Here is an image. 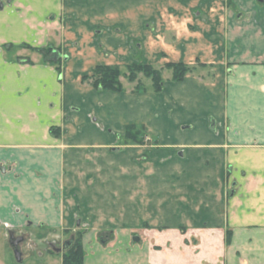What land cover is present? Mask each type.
<instances>
[{"label": "crops", "instance_id": "1", "mask_svg": "<svg viewBox=\"0 0 264 264\" xmlns=\"http://www.w3.org/2000/svg\"><path fill=\"white\" fill-rule=\"evenodd\" d=\"M5 1L0 0V240L7 239L11 249L0 264H12V254L16 259L11 241L17 230L56 225L69 218L64 207L77 200L92 218H103L100 208L110 206L118 215L139 218L135 209L147 202L145 186L160 218L175 210L182 218H210L212 227L184 234L157 230L142 242L122 231L108 248L90 234L84 264H264V0ZM48 40L63 48L62 82L56 67L39 56L28 63L1 47ZM140 52L148 62L213 64L212 81L197 72L168 86L158 119L134 102L130 119L160 134L164 148L151 152L143 172L135 146L117 154L112 167L107 154L90 151L85 162L94 165L79 171L85 177L80 185L73 165L77 141L54 139L45 127L61 121L62 105L76 111L77 119L99 111L95 88L77 79L97 64ZM192 106L201 112L199 127L193 115H182ZM87 136L91 142L93 134ZM103 158L105 173L98 167ZM142 175L149 184L141 185ZM125 179L134 182L128 195L119 191ZM98 180L106 186L94 185ZM193 237L199 242L192 246L186 240ZM19 250L22 260L15 264H24Z\"/></svg>", "mask_w": 264, "mask_h": 264}, {"label": "rangeland", "instance_id": "2", "mask_svg": "<svg viewBox=\"0 0 264 264\" xmlns=\"http://www.w3.org/2000/svg\"><path fill=\"white\" fill-rule=\"evenodd\" d=\"M4 2L6 1L4 0ZM2 5L3 4H0V7ZM1 47L3 50H6L7 48V50H9L8 54L15 57V59H25L28 63H34L32 57L39 56V61H43L45 64L56 67L60 81H63L64 53L62 46L58 45L56 41L51 42L48 40V42L42 45H33L30 42L23 41L20 43H9L7 45L3 44ZM55 53L58 55V58L53 57ZM67 54L68 53H66V55ZM160 55L164 56L165 54L161 53ZM138 62L150 63L156 69L160 70L164 78V87L160 92L154 90L152 79L147 77L144 73H139L138 79L135 82L129 79L128 66ZM169 62L173 61L148 62L142 57L141 52L139 55L135 56V58L126 55L125 61H119L118 63L112 64L120 66L122 71L120 81L123 89L121 92L95 89L96 93L94 92V96H96V98L99 97L100 101L97 105L99 111L95 109L94 113L87 118L82 116L77 119L79 114L76 111H72L70 108L65 111L67 106L62 105L63 113L60 117L61 121L49 122L47 127H45L46 133L54 139L69 138L77 141L74 142V144L76 146V154L78 158L73 165L78 171V174L76 175L78 184L83 185L85 183V177H80L79 171L87 166L91 167L94 165L93 163L86 164L85 162L86 153L90 151L100 152L102 157H105V154H107L110 159L109 166L112 167L116 166L117 160L115 157H117V154H121L123 151L127 154V152L132 150V147L135 146L136 150L139 152L135 159L140 164L143 172L149 165V161H152L150 160L151 152L154 150L160 151L164 148L165 145L162 144V136L160 134L150 131L144 122L133 121L130 118H132V115L134 114V102L136 104L139 102L142 108H146L145 111L142 112L149 115L152 114L151 116L153 117L157 116V119L161 116L162 110H164L165 93L166 91L168 93V86L182 82L174 81L172 69L166 67V64ZM184 63L192 68L185 78L189 75H198L200 73L197 72H201L203 74L200 75H203L206 81H212V78L208 79V75L211 77L213 75V64L202 63L199 60H196L194 63ZM86 74H83L82 76ZM82 76L77 80L85 86L91 85L90 80H83ZM138 82L142 85V91H135V85ZM117 107L121 108L123 113H120L117 110ZM170 110H172V108H170ZM66 113H68V117L70 118L69 121L66 120L64 116ZM200 113L199 110H196V108L192 106V109L189 112H184L182 115L183 117L188 114L191 116L193 115L194 121H196V124L198 125L197 127H199L202 117ZM167 115L170 116L169 114ZM173 121L176 120L173 119ZM168 122H172V120L166 119L165 123ZM129 125L138 126L140 131L143 132L142 135L144 134V136L142 143L138 142V136L135 132L128 135L126 128ZM91 126L93 127L92 130L90 128ZM126 133L128 136L125 135ZM89 134H93V140L91 142H88L90 138H88L87 135ZM142 135H140V139ZM81 137H85L87 140L78 141V138ZM162 146L163 148H161ZM100 159L98 161H101ZM93 162H97L95 157H93ZM103 162L104 158L98 163V167L102 173H105L106 163ZM144 177L145 176L142 175L141 178V185L143 186L150 182L149 179ZM109 179L108 184L114 189L115 180H113V177L111 176ZM104 183V180H98L94 182V185H100L101 187L103 185L106 186ZM133 183L130 182L129 179H125L122 183V189L119 190L120 193L128 195L126 193L129 190H132ZM147 187L148 186L141 188L147 202L144 203L145 205H141L140 208L135 209V215H137V217L139 216V218H129L128 213L124 214V216L118 215L119 213L116 212V206H110L108 209L107 207H101L100 209L104 213V215L102 214L104 217L92 218L90 215V208L77 200L74 204H68L64 207V216L69 218H60L61 220L56 225L52 226L45 223L23 228L19 232L17 230L15 234L16 238L20 235L24 236V238L18 243V248L23 252L24 264H40L42 262H44L43 264H64L65 253L74 246V244L76 246H82L83 256H85V247L88 242L87 236L90 234L93 235V238L91 239L92 242L96 241V243L108 248L119 242L120 232L122 231H127L134 236L135 239L138 241L141 240L142 242L143 240L146 241L149 232L157 230L163 231L166 229H172L177 231V233L181 232L184 234L190 229L196 232L203 228L206 229L212 227L211 222L208 221L210 218H182L176 214L175 210L171 217L160 218V213H156L158 212L157 210L156 212L154 211L156 208L155 205L148 204L150 190L148 192ZM147 192L148 194L146 195L145 193ZM110 194H112L111 191ZM112 202H114V199H112ZM176 203L177 206H179L177 208H180V201H177ZM180 211L181 210H179V213ZM0 241L3 242L2 245L0 244V259H2L3 257H6V250L9 251L11 248L7 239L5 241ZM186 241L192 246L199 242L197 237L190 238ZM131 244H133V242ZM155 249L160 250L161 247L155 246ZM43 258H45V260ZM12 259L14 260H11L12 264H15L16 259L13 257V254Z\"/></svg>", "mask_w": 264, "mask_h": 264}, {"label": "trees", "instance_id": "3", "mask_svg": "<svg viewBox=\"0 0 264 264\" xmlns=\"http://www.w3.org/2000/svg\"><path fill=\"white\" fill-rule=\"evenodd\" d=\"M166 67L172 69L174 81H183L185 76L191 71V67L184 62H169ZM129 79L136 81L139 73H144L153 81V88L156 92H160L164 87V78L159 69H156L152 64L146 62H138L128 66ZM122 74L121 68L118 65L112 64H98L96 65L93 73L82 76V79H89L90 84L98 90H108L121 92L123 89L120 81ZM135 91H142L140 82L136 83ZM134 128V129H132ZM128 135L136 133L138 142L142 143L144 134L136 125H129L126 128ZM127 133L125 135H127ZM127 135V136H128ZM140 135H142L140 139ZM64 264H84L83 248L82 246H72L64 256Z\"/></svg>", "mask_w": 264, "mask_h": 264}, {"label": "water", "instance_id": "4", "mask_svg": "<svg viewBox=\"0 0 264 264\" xmlns=\"http://www.w3.org/2000/svg\"><path fill=\"white\" fill-rule=\"evenodd\" d=\"M2 7V6H1ZM23 238L22 237H15L14 235L12 236V244H13V246H14V249H15V256H16V259L18 260V261H21L22 260V254H21V251L19 250V248H18V243L22 240ZM70 246V245H69ZM68 246V247H69ZM67 247V248H68Z\"/></svg>", "mask_w": 264, "mask_h": 264}, {"label": "flooded vegetation", "instance_id": "5", "mask_svg": "<svg viewBox=\"0 0 264 264\" xmlns=\"http://www.w3.org/2000/svg\"><path fill=\"white\" fill-rule=\"evenodd\" d=\"M53 57L58 58V55L55 53Z\"/></svg>", "mask_w": 264, "mask_h": 264}]
</instances>
